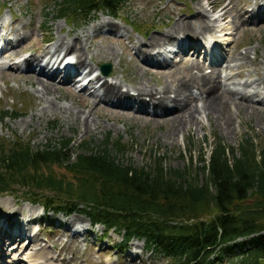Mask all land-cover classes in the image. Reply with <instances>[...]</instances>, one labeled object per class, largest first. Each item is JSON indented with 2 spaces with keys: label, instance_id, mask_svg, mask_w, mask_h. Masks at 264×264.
I'll list each match as a JSON object with an SVG mask.
<instances>
[{
  "label": "rangeland",
  "instance_id": "rangeland-1",
  "mask_svg": "<svg viewBox=\"0 0 264 264\" xmlns=\"http://www.w3.org/2000/svg\"><path fill=\"white\" fill-rule=\"evenodd\" d=\"M209 1L212 4L219 3L224 7L226 11L224 20L219 18L222 13L220 8L212 12L209 10ZM254 1L124 0L121 8L116 12V19L110 18L105 13H99L100 15H94L92 20L86 23L76 21L68 24L56 19L52 7L55 0H0V39L2 44H5L3 52H6L5 54L0 52V63H4L7 67H0V112L8 111L9 115L15 114L13 117L10 116L0 121V144L8 148L19 139L25 143L30 142V145L36 148L49 140L68 139L71 151H73L75 146L82 141H91L98 145L105 136H109L111 140L119 139L120 143L125 146L121 157L125 165L129 164L135 168L150 167L153 160L159 158L164 170L187 171L196 175L197 180L201 181L202 174L197 170L199 168L197 161L202 153L206 156L209 154L213 138H218L224 145L234 149L244 136L252 138L257 148L262 145L264 140V86L256 88L254 85L249 90L247 89L250 93H254L251 95V99H254L252 101L254 106L250 113L246 108L248 102L244 103L243 100L235 99L234 103L228 104L227 112L231 114L233 121L228 132L216 127L215 120H208V122L203 119L200 129L191 125L185 132L174 135L173 139H168L163 136L169 126L167 122H163L164 118L152 122V118L148 115L114 109L110 105L92 103L90 99L87 100L88 105L84 106L82 103L85 104L83 100L87 98L86 94L80 95L77 90H74L75 88L69 86H64L67 92H53L52 97H57L55 102L61 108L69 107L74 114L81 112V119L77 124L73 122V115H69L68 110L53 111L38 116L42 105L40 95L36 94V80L35 78L29 80L18 78L30 73L18 62L20 58L38 55L46 47H51L50 45L59 37L67 40L73 39L74 33L85 31L88 32V39L78 43L84 50L86 49L89 56L93 57L89 60L86 58L87 55L82 56V60L86 58L87 64L93 66L90 73L92 76L99 74L98 65L108 63L111 67L110 74L108 76L99 74L100 77L108 81L116 80L122 87L132 86L140 80V77L148 82V86L158 87L163 83H173L175 80L192 75L193 71L188 73L191 66L204 63V73H208L207 71L212 66L221 67V71H224L227 65L229 66L230 72H228L231 78L226 81L220 79V85L253 80L256 75L264 76V21L257 23L246 20L248 13L255 8ZM196 3H200L202 8L197 7ZM263 6L264 4L261 3V7ZM230 7L233 8L230 9ZM203 9L206 11L208 9V11L204 12ZM197 16L201 17L200 20H207L206 24L212 25L211 30L205 33V38L196 42L200 43V46L201 43L207 42L202 50L208 55L207 61L192 56L193 52H190L189 48L177 53L174 34L171 43L163 44L160 48L162 51L172 50L168 54L172 67L167 68L168 65L149 66L145 61L142 62L143 59L132 50H138L137 46L147 44L152 36L163 37L175 22L182 19L192 22L197 20ZM215 18H218L216 23L213 22ZM14 20H18L15 23L16 33L19 36L21 34L23 38L17 41L14 39L13 45H9L5 38L10 30H14L10 26ZM103 22L113 25L117 32L108 33L109 29ZM134 29H138L142 35L134 33ZM10 37L13 38L9 36L7 39ZM195 39L192 41H196ZM212 45H216L215 48ZM69 54L70 52L67 53ZM243 54H246L244 58L241 57ZM62 55L63 53L60 54ZM156 59L150 58L149 61H152V64ZM217 64L218 66H215ZM145 70L150 73H146ZM254 70L257 72L256 75ZM237 71L241 73L239 78L235 77ZM40 77L43 83L49 82L57 88L61 85L58 81H48L46 77ZM230 87L233 86L230 85ZM200 92L202 91H198L199 94ZM57 95L61 97L58 98ZM239 102L241 105L237 109L236 105ZM255 107L257 109H254ZM88 117L96 124L89 127L87 131L83 128L85 126H83L82 119ZM52 124L56 125L55 130ZM55 171L63 174L60 169H55ZM12 203H16L22 209L23 215H19V219H26L27 213L24 214V209L28 206L27 202L0 196V222L8 214L6 210L12 207ZM38 209L33 215L41 213V208L38 207ZM39 218L42 220L43 227H41L38 242L46 250L44 256L50 257L49 260H42L44 264H166L164 258L144 253L142 243L134 239L125 244L124 251L119 250L120 235L112 232L103 234L99 225L92 228V233L86 232L84 235L79 234L77 238H72L71 233L75 231L70 232L69 230L68 232L64 224L60 225L62 219L66 218L61 214L54 216L52 213H45L44 218L38 216L34 221L36 225L30 223L31 230L36 231ZM85 220L80 215L72 214L68 223L74 228L73 226L77 224L82 222L84 224ZM7 246L5 250L8 249ZM31 251L33 250L27 249L23 255L18 253V250L16 253L9 254L3 252L2 256L5 261L9 262L8 264H11L10 261L13 262V255L23 261L21 264H30L26 256L32 253ZM20 254L22 256H19ZM229 263L228 260H224L219 264Z\"/></svg>",
  "mask_w": 264,
  "mask_h": 264
},
{
  "label": "trees",
  "instance_id": "trees-1",
  "mask_svg": "<svg viewBox=\"0 0 264 264\" xmlns=\"http://www.w3.org/2000/svg\"><path fill=\"white\" fill-rule=\"evenodd\" d=\"M56 1L55 16L68 24L98 12L116 18L124 2ZM13 115L1 111L0 121ZM124 149L109 136L73 151L68 139L36 148L19 139L8 148L0 144V196L83 216L103 233L121 235L122 248L141 241L144 252L166 264H264V140L257 148L244 136L234 149L213 138L197 161L201 181L164 170L159 158L150 167L125 165Z\"/></svg>",
  "mask_w": 264,
  "mask_h": 264
},
{
  "label": "bare ground",
  "instance_id": "bare-ground-1",
  "mask_svg": "<svg viewBox=\"0 0 264 264\" xmlns=\"http://www.w3.org/2000/svg\"><path fill=\"white\" fill-rule=\"evenodd\" d=\"M261 3L264 4V0H255L253 2L255 8L254 10H251L250 13H248L246 18L247 21H264V6L261 7ZM196 6L199 7L200 3H196ZM200 7L202 8V6ZM218 8H220L222 11L219 18L224 20L226 18V11L224 10V7L219 5V3L212 4V2L209 1V10H211V12ZM232 8L233 7H230V9ZM207 11L204 10V12ZM245 14L247 13L245 12ZM200 18L201 17L197 16L198 21L195 19L192 22L185 19L179 20L174 23L171 29L165 32L163 37L158 38L157 36H152L147 44L143 46H137L138 50H132H134L135 54L143 59L145 63L147 62L149 66L164 67L168 65L167 68L172 67L168 60V54H170V50L167 51V53L164 52L165 55H163V53H160L159 49L163 44L167 45L168 43H171L173 39L172 35L174 34L175 39H178L177 41H174V44L177 48V53H180L189 47V50L193 52L192 56H197L198 53H200V50L193 46L194 42L192 40L196 38L195 40L198 41L205 38V33L209 32L212 27V25H209V23L206 24L207 20H200ZM217 20L218 18H215L213 19V22L216 23ZM16 22H18V20H14L10 23V26L14 28V30H10L5 38V41L8 40L9 45H13L14 39L17 41L19 38V40L23 38L21 34L19 36L16 33ZM103 23L108 27V33L117 32V29L110 23ZM87 33L88 32L85 31L74 33V38L68 40L64 37H59L52 45H50L51 47H46L38 55H29L26 58H20L18 64L20 66H24L26 70L30 71V73L21 75L18 78H25L28 80L35 78L36 80V94L40 95L39 99L40 104L42 105L39 112L40 115L38 116L48 112H62L68 110L69 115H73V122L77 124L81 119V112L74 114L69 110V107L61 108L55 102L57 97H52V95H54L53 92H67L64 86H76L80 95L86 94L87 98L83 100L85 104L82 103L84 106L88 105L87 100L90 99L92 103L105 104L108 106L110 105L111 108L122 111H135L136 114L140 115L147 113L151 116L152 122L158 121L160 118H164L163 122H167L169 126L164 132L163 136L168 139H173L174 135L176 136L177 134L185 132L191 125H195L200 129L201 120L203 119H206L207 121L215 120L216 127L222 129L224 132H228L231 124H233L232 117L230 116L231 114L227 112L228 104L234 103L235 99L243 100L244 103L248 102L246 108L250 113L254 106L252 103L254 99H251V95H254V93H250L247 91V89L249 90L254 85L256 88L259 86H264V76L256 75V70L253 71L256 75V78L253 80L237 81L235 83L231 82L229 85L221 84V86L219 82L220 79L226 81L231 78L229 76V66L227 65L224 71L220 70L221 67H211V69L208 70V73H204L205 64H202L195 66L190 65L191 67L188 69L190 70L188 73L193 71V74H190L186 78L183 77L178 80L174 79L175 81L173 83H163L158 87L154 85L148 86V82H145L144 79L140 77V80L135 82L132 86L130 85L122 87L121 84L116 80L108 81L97 74L91 77L90 72L92 71L93 66L87 64L85 59L88 58L90 60L93 57L91 55L89 56L86 49L84 50L78 43L81 40L85 41L88 39L89 36ZM9 36H12L13 38L10 37V39H7ZM0 44H2L1 39ZM4 46L5 44H2L0 48L1 52L4 51ZM153 51L156 52L151 55ZM69 52L70 54L67 55ZM3 53L5 54L6 52ZM61 53H63L62 56H60ZM83 55H87L84 60H82ZM245 55L246 54H243L241 57L244 58ZM156 57L158 58L156 59ZM150 58L152 60H156L151 64L152 61H149ZM252 60L250 62H252ZM215 66H218V64ZM85 69H87V71H85ZM145 72L150 73L146 70ZM162 74L164 75V73ZM40 76L46 77L48 81H59L61 85L58 86L59 88H57L49 82L43 83V80L40 79ZM85 77H89L87 82L83 81ZM235 77H241V73L237 71L235 73ZM230 85L233 87H230ZM200 88L202 90H200ZM192 89H195L196 92H202H200L201 94L197 93L196 97H192ZM60 97L61 96H58V98ZM257 103L260 102L257 101ZM238 104L236 105L237 109L241 103L239 102ZM254 109H257V107ZM82 120L84 123L82 124L85 126L83 128L87 131L89 130V127L95 126L96 124L93 119H90L89 117ZM92 123L94 124L92 125ZM35 208L36 207L33 205H28L25 207L24 214L25 212L27 213L25 217L29 220L27 223H25L22 218V220L19 219V215L22 216L23 213L22 209L17 206L16 203H12V207L10 206L6 210L8 211V214L0 222V264L9 263L8 261H5L2 256L3 250H5L9 243L12 244L8 246V248H10L8 249V254L16 253L18 250V253L23 255L26 253L27 249L33 250L31 251L32 253H28L26 256L30 264H44V261L42 260L50 259L49 256H44V252L46 250L42 244L38 242L39 233L35 230H31L30 228L31 221H35L39 216L33 215V213L37 211V208L36 210ZM68 219L67 217L63 218L60 225L64 224V227L68 232L69 230L70 232L74 230L75 234L71 233L72 238H77L79 233L75 228H72L69 225L70 223H68ZM37 222L41 223V218H39ZM22 239L29 240V243L24 245ZM21 254L19 256H22ZM12 261L13 262L10 261L11 264H21V262H23L19 260L16 255H13Z\"/></svg>",
  "mask_w": 264,
  "mask_h": 264
},
{
  "label": "water",
  "instance_id": "water-1",
  "mask_svg": "<svg viewBox=\"0 0 264 264\" xmlns=\"http://www.w3.org/2000/svg\"><path fill=\"white\" fill-rule=\"evenodd\" d=\"M100 67H101V70H102L103 72H105L106 74H109V73H110V66H109L108 64H106V65H101Z\"/></svg>",
  "mask_w": 264,
  "mask_h": 264
}]
</instances>
